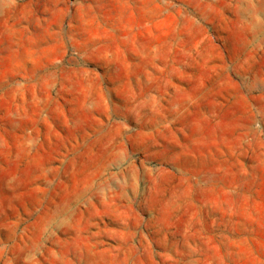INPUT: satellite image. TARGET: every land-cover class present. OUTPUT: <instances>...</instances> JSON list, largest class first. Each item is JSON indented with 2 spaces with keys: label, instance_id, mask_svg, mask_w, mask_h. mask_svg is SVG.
I'll use <instances>...</instances> for the list:
<instances>
[{
  "label": "rangeland",
  "instance_id": "374dc122",
  "mask_svg": "<svg viewBox=\"0 0 264 264\" xmlns=\"http://www.w3.org/2000/svg\"><path fill=\"white\" fill-rule=\"evenodd\" d=\"M0 264H264V0H0Z\"/></svg>",
  "mask_w": 264,
  "mask_h": 264
}]
</instances>
